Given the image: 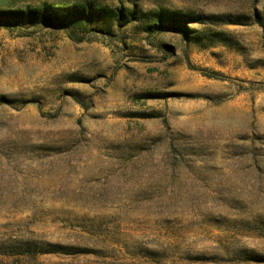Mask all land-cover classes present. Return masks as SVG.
Instances as JSON below:
<instances>
[{
  "label": "rangeland",
  "instance_id": "374dc122",
  "mask_svg": "<svg viewBox=\"0 0 264 264\" xmlns=\"http://www.w3.org/2000/svg\"><path fill=\"white\" fill-rule=\"evenodd\" d=\"M92 1L141 18L0 25V264H264V0Z\"/></svg>",
  "mask_w": 264,
  "mask_h": 264
},
{
  "label": "trees",
  "instance_id": "16d2710c",
  "mask_svg": "<svg viewBox=\"0 0 264 264\" xmlns=\"http://www.w3.org/2000/svg\"><path fill=\"white\" fill-rule=\"evenodd\" d=\"M16 0H0V25L11 28L25 29L38 27L45 24H56L67 31L69 37L81 42L98 33H110L111 27L123 28L124 26L140 20L136 3L132 9L120 6L112 9L109 6L97 4L92 0L73 4L42 3L15 7ZM148 23V32H159L164 28L179 31L188 36L193 29L190 23L197 22L192 15L182 14L178 11L161 9L152 13ZM254 21L264 27L263 16L255 10ZM229 23H238L231 20ZM109 35V34H107ZM218 75V74H214ZM18 247V248H17ZM16 247V252L10 254H75L78 248L58 243L39 244L32 240H25Z\"/></svg>",
  "mask_w": 264,
  "mask_h": 264
}]
</instances>
